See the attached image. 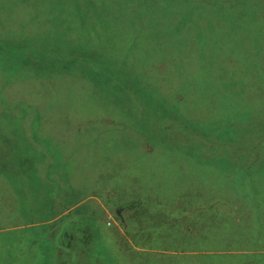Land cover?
I'll return each instance as SVG.
<instances>
[{
    "label": "rangeland",
    "instance_id": "374dc122",
    "mask_svg": "<svg viewBox=\"0 0 264 264\" xmlns=\"http://www.w3.org/2000/svg\"><path fill=\"white\" fill-rule=\"evenodd\" d=\"M202 14L190 23L204 28L216 16H208L207 21ZM37 15L44 22L34 0H0L4 48L0 50V142L7 140L14 152L16 145L30 157L33 154L42 177L50 174L59 183L69 181L79 187L78 196L90 193L100 198L75 214L89 209L99 214L98 222L92 221L96 217L83 219L92 226L86 224L84 234L79 235L82 231L73 229L76 226L50 231L61 255L67 252L64 264L91 263L82 243L90 244L91 229L95 243L87 246L86 253L91 248L112 264H264V175H256L260 179L255 182L259 197L255 200L243 172L253 163L254 152L247 156L241 151L242 157L226 170L228 163L218 157L221 153L209 148L232 139L231 126L240 142L264 139L259 128L264 124V38L253 45L234 30L212 36L203 30L196 41L185 37L180 57L168 65L169 52L155 71L151 68L158 64L151 42L159 36L151 35L154 30L146 22L135 21L138 28H129L128 39L133 42L138 35L140 41L129 44L128 55L137 63L147 59L145 67L150 65L151 70L129 86L140 97L142 91L147 94L135 105L126 94L114 99L107 88H101L91 65L73 67L70 60L60 58L88 39L85 30L69 28L66 21L60 27L43 23ZM136 17L132 9L129 19ZM177 19L178 15L170 16L158 25L160 32H171L164 41L168 46L176 42L170 22ZM237 21L250 23L244 15L231 19ZM47 28L50 34L43 33ZM192 43L200 47L194 55L186 51ZM42 47L56 56L44 54ZM93 51L89 56L97 57ZM179 74H183L180 82ZM155 84L163 85L164 93L154 89ZM174 123L178 132L185 133L173 131ZM164 125L166 130L159 129ZM204 134L209 144L197 137ZM1 167L10 173L7 162ZM9 181L0 173V228L5 230L23 224L24 205ZM194 219L204 227L192 223ZM113 225L120 230L114 233ZM25 231L2 241L20 242L23 247L30 237ZM1 246L0 264H5ZM20 254L17 246L7 258L17 260Z\"/></svg>",
    "mask_w": 264,
    "mask_h": 264
},
{
    "label": "trees",
    "instance_id": "16d2710c",
    "mask_svg": "<svg viewBox=\"0 0 264 264\" xmlns=\"http://www.w3.org/2000/svg\"><path fill=\"white\" fill-rule=\"evenodd\" d=\"M34 5L37 7V10L41 12V16L43 15V18L45 17L43 22L41 17L37 15V20H40V22H53L60 27L62 23L65 25L66 21V24H69V28H74L73 26L76 25L80 30H85L88 34V39L83 43L81 41L78 44H74L69 52L65 54L64 58L60 57L61 59L70 60L73 63V67L82 68L85 64L91 65V70L95 75L93 79H95V82L101 88H107V90L110 91L109 95H113L114 99L121 98L123 94H126L129 100H134L136 105L140 100L138 98L146 97L147 94L142 91L140 95L143 97H140L138 92L135 90L132 91L131 87H129L132 82L136 84L138 76H146L153 68L155 71H158L159 65L162 64L163 60H166L165 57H168L169 52L172 53L171 59L167 61L168 65L173 63V59H178L181 53L184 52L185 37H187L188 42L190 39L196 41V38H198L196 30L199 25L194 26V23H190V20L195 15L202 18V13H204L206 8H215L217 5L224 7L226 3L223 0H34ZM132 9L136 10L137 17L129 19ZM239 9L241 11L237 18L243 15L245 6H242L241 3ZM225 11L226 10H224V13ZM53 12H58V16L53 15ZM213 12H216L215 9H213ZM230 12H232V9ZM177 15L179 19L170 22L172 32L175 33L173 39L175 38L176 42L173 46H168L164 41L171 32L164 28V31L160 32L161 30H158V25L167 23L166 18L170 16L177 17ZM215 15L217 17L220 16L217 12ZM226 17L227 14L223 15V18L226 19ZM135 21L146 22V27L154 30L152 34H149L159 36L157 40L153 38L151 42L155 44L153 52L155 55L153 57L156 58L155 62L158 64V66H152L151 70H149L150 65L149 67H145L147 66V59L140 60L137 63L136 60L132 61L128 55V52L131 51V46H129V44L134 46L140 41L138 35H135L133 42H130L128 39V37L131 36L127 33V31L129 32V28H138L135 25ZM180 30L181 37L179 38ZM43 33L50 34L51 29L47 28ZM81 36L84 37V34L82 33ZM148 37H150V35ZM72 42L73 40L70 41L71 44ZM196 47L195 44L192 43V46H187L186 51L188 54L194 55ZM199 48L200 47H197V52H199ZM3 49L4 48L0 45V50ZM42 49L44 54L56 56V54L48 48L42 47ZM90 51H93V54L95 56L97 55V57L89 56ZM61 55L63 54H60V56ZM141 66L142 69L140 70ZM181 69H183V66H181ZM180 76L183 77V74H179V78ZM180 81L181 78L179 82ZM148 86H150V84ZM154 89H159L160 92L162 91L164 93L163 85L161 84H155ZM1 102L5 103L4 101ZM165 102L166 101L163 99L161 105H164ZM165 127V125L160 126L159 129H165ZM171 128L173 131H177L179 135L180 133H185V130L178 132L179 127L176 123L172 124ZM259 128L264 130V124ZM229 129V133L232 134V139L225 138L224 141H220L218 143L219 145L214 147L208 143L206 134L197 137L207 142L209 148L221 153V156L218 157L228 163V166L225 168L226 170L234 166L233 163L237 162L239 156L240 158L242 157L240 155L241 151L246 152L247 156H251V151L254 152L255 158L252 160L253 163L248 164L247 168L243 169V172L244 176L247 177L246 183L248 191H250L252 198L257 200L259 197L255 182L260 179V174L258 177H256V175L260 172L264 175V139L258 140L255 138L256 140L240 142L238 137H236L237 132L234 127L231 126ZM172 130L170 132H172ZM19 134L21 135L20 132ZM251 141L252 144H250ZM8 143L7 140H1L0 142V166H3V163L7 162L8 168L10 167L11 171L9 173L8 169L4 172L1 167L3 172L0 170V173H5L10 180L9 184L17 189L18 199L22 202L24 207L22 208L21 206L23 209L21 216L23 224H21V227L9 230L2 229V227L0 228L1 248L3 249L5 247L4 256L6 258L4 262L5 264H48L49 262V264H64L66 262L67 252L66 256L61 255L59 252L60 245L57 244L55 238H53L48 231H51V225L54 226L53 229L56 230H71L74 225L70 219L81 207H83V205H85L81 204L80 206H76L75 204L83 197L76 196L75 191H73L74 185L69 181L59 183L53 179L50 174L49 176L42 177L39 169H37L35 156L31 154L30 157L22 151L21 146L16 145H13L16 149V152H14L12 149H9ZM225 151L227 153H225ZM233 155H235V157ZM30 159L31 161H29ZM26 160L30 162V167H26ZM258 164L260 165L257 166ZM214 192V190L211 191V196L214 195ZM27 202H29V205ZM26 205L28 208H26ZM137 205L136 203L135 206ZM203 206L207 209L208 205L204 203ZM211 207L213 206L211 205ZM67 210L74 211L66 213ZM57 217L58 219L48 224V222L53 221V219ZM201 217L204 216L201 215ZM191 221L194 223L196 219ZM195 223L201 228L204 227V225L202 224V227L199 222ZM75 229H77V225ZM24 231H29L30 237H28L29 240L23 247L20 242L18 244H7L5 240L4 242L2 241V237L17 235L22 232L24 233ZM235 231L236 229H234V233ZM60 238H62V234L59 236V239ZM17 246H19L23 255L21 256L20 254L17 260L13 258L9 261L7 256L11 255ZM219 248L221 249L224 247ZM86 254H89V252Z\"/></svg>",
    "mask_w": 264,
    "mask_h": 264
},
{
    "label": "crops",
    "instance_id": "0c3cea01",
    "mask_svg": "<svg viewBox=\"0 0 264 264\" xmlns=\"http://www.w3.org/2000/svg\"><path fill=\"white\" fill-rule=\"evenodd\" d=\"M226 5L224 7H222L221 5H217L215 8H211V9H205L206 11H204L206 13V15H204V18L208 21V16H212L213 14L219 13V17L215 16L211 21L209 20L208 23L209 25L207 27H198L197 31H198V37L200 35V33L204 30L206 31L207 35L212 36L215 35L216 33H222V32H229L234 30L237 33V37L240 39H244V40H248L249 42H252L253 45H256V41L258 39H263L264 38V0H223ZM242 3V6H245V9L243 10V15L246 16V19L249 20L250 23L246 22L245 24L243 23L242 25L238 23V21L236 23H232L231 19L233 17L237 18L238 14L240 13V5ZM213 9H215L216 12H213ZM232 9V12H230ZM224 10L225 13H224ZM227 12V13H226ZM231 13V15H230ZM227 17L226 19L223 18V15H226ZM232 26V27H231ZM230 28V29H229ZM198 40V38H197ZM207 42V41H206ZM235 43H233L232 45H234ZM251 51V50H250ZM253 52H255V50H253ZM79 187L77 186H73V191H75L76 196L77 195V191H78ZM94 195V194H92ZM90 193L84 194L83 198L78 201L75 205H81V204H87L88 202L89 205L88 207L90 208V204L94 202V200H100V198L97 196L95 197L92 196ZM90 200V201H89ZM100 203V202H99ZM101 205V203H100ZM95 210L93 209H89V211H86V213L84 214H77L75 216H73V219L71 221L74 223H77V230H79V235L84 234V227L86 226V224L88 225L89 222H86L83 219H87L88 217H96L94 220L92 219L93 222H98V218L99 214L98 213H94ZM117 212H120V209L117 210ZM76 216L78 218H76ZM120 219L122 220L123 217L119 214ZM57 218L53 219V221L48 222L52 223L54 222ZM76 226V225H74ZM108 226H111L108 225ZM113 229H114V233L117 232L118 230H120V227H118L117 225H113ZM89 228H92V226L88 225ZM51 231L53 230L54 226L51 225ZM75 229V228H74ZM50 233V231H48ZM87 232V231H86ZM95 231H93V229H91L90 234L92 233V240L89 243H85L84 241L82 242L83 245H85V248L82 246V248H84L85 250H83L86 254V249L88 245H91L93 243H95V237H94V233ZM113 233V234H114ZM82 237V236H81ZM89 254L88 257L90 258V264H112L110 260L104 259L101 257L100 254L94 253L93 251H91V248H89L88 250Z\"/></svg>",
    "mask_w": 264,
    "mask_h": 264
},
{
    "label": "built area",
    "instance_id": "2783aa9c",
    "mask_svg": "<svg viewBox=\"0 0 264 264\" xmlns=\"http://www.w3.org/2000/svg\"><path fill=\"white\" fill-rule=\"evenodd\" d=\"M108 224H111V222H108Z\"/></svg>",
    "mask_w": 264,
    "mask_h": 264
}]
</instances>
